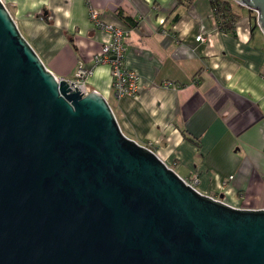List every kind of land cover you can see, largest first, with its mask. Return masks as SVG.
Listing matches in <instances>:
<instances>
[{
	"label": "water",
	"instance_id": "95a60500",
	"mask_svg": "<svg viewBox=\"0 0 264 264\" xmlns=\"http://www.w3.org/2000/svg\"><path fill=\"white\" fill-rule=\"evenodd\" d=\"M234 1L264 32V0ZM0 264H264V208L201 192L128 137L0 0Z\"/></svg>",
	"mask_w": 264,
	"mask_h": 264
},
{
	"label": "crops",
	"instance_id": "0c3cea01",
	"mask_svg": "<svg viewBox=\"0 0 264 264\" xmlns=\"http://www.w3.org/2000/svg\"><path fill=\"white\" fill-rule=\"evenodd\" d=\"M3 1L58 77L92 69L89 90L106 97L128 137L183 178L198 176L201 192L264 208V32L249 8L235 3L241 16L226 31L211 0ZM90 6L129 31L124 65L139 75L135 95L118 98L110 65L95 63L112 35L95 26Z\"/></svg>",
	"mask_w": 264,
	"mask_h": 264
},
{
	"label": "built area",
	"instance_id": "2783aa9c",
	"mask_svg": "<svg viewBox=\"0 0 264 264\" xmlns=\"http://www.w3.org/2000/svg\"><path fill=\"white\" fill-rule=\"evenodd\" d=\"M89 14L96 27L107 30L112 35L111 39L103 44L100 52L94 55L95 63L97 65H110L112 86L114 93L118 98L135 95L139 89V75L135 71L127 69L124 65L126 36L129 31L105 21L102 17L101 11L95 7L90 6ZM207 39L208 38L203 34L197 36V40L206 41ZM92 73V69L80 65L75 72L74 78H70L68 81L73 87L77 86L84 93H88L90 90L87 86V79ZM230 178H232V176H230ZM185 180L188 184L197 188V184L199 183L198 176ZM226 183L227 181L225 184Z\"/></svg>",
	"mask_w": 264,
	"mask_h": 264
},
{
	"label": "trees",
	"instance_id": "16d2710c",
	"mask_svg": "<svg viewBox=\"0 0 264 264\" xmlns=\"http://www.w3.org/2000/svg\"><path fill=\"white\" fill-rule=\"evenodd\" d=\"M191 1V0H190ZM215 17L219 27L223 30H235L237 20L240 18V13L234 8V0H211ZM237 6H242L236 3ZM250 11H253L250 9ZM130 24H136L129 16L122 15ZM256 21L257 16L254 15Z\"/></svg>",
	"mask_w": 264,
	"mask_h": 264
},
{
	"label": "rangeland",
	"instance_id": "374dc122",
	"mask_svg": "<svg viewBox=\"0 0 264 264\" xmlns=\"http://www.w3.org/2000/svg\"><path fill=\"white\" fill-rule=\"evenodd\" d=\"M254 15L258 16L257 12L255 10L251 11Z\"/></svg>",
	"mask_w": 264,
	"mask_h": 264
}]
</instances>
